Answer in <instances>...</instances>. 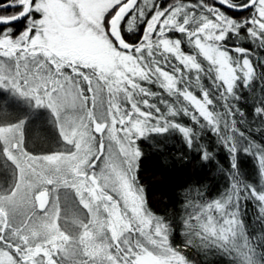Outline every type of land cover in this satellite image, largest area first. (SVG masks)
<instances>
[{
  "label": "rangeland",
  "instance_id": "374dc122",
  "mask_svg": "<svg viewBox=\"0 0 264 264\" xmlns=\"http://www.w3.org/2000/svg\"><path fill=\"white\" fill-rule=\"evenodd\" d=\"M192 3L194 4L177 5L172 8L161 24V17L156 11L150 19H145L152 8L153 0H143L138 5L139 10L132 11L129 18L125 20V16L122 20L125 22L122 24L121 21L119 24L121 31L126 35L134 33L144 24L147 38H144L142 45L131 51L121 48L116 41L113 44L109 28L105 27L106 16L117 7L119 0H36V9L32 13L39 18L34 21L26 20L23 32L15 39L9 38L6 32L0 37V88H15L23 103L47 102L54 104L52 107L59 108L76 107L82 103L93 104L94 108H98L94 110L92 120L96 121L94 133L103 139L101 148L105 149L106 164L107 162L112 164L110 173L102 162L99 195L96 191H94L96 194H90L85 185L78 181L69 185L70 190L64 186L63 178L74 175V168L81 167L85 161L78 154H66L65 149L37 155H30L19 149L6 153L7 160L14 167L15 174L12 177L16 186L13 189H0V225L5 220V223L12 226V230L17 233L16 236H25L27 245H34L29 254H22L27 258L24 264H51L48 260L51 256L59 261L68 260L72 264H93L94 261V264H124L122 259H118L122 258L123 254L121 256L120 251L113 250L112 246L118 239L115 230L125 228L124 218L128 216L122 218L120 208H124L128 213L130 207L129 203H125L126 199H130L129 202L133 201V231L140 233L143 230V236L149 235L146 229H143L147 226L146 222L139 218L142 217L140 214L142 201L135 188H133L135 196L133 194L131 198L133 185L126 173L128 163L123 151L126 129L122 125L129 119L133 120V127L136 128L144 125L151 127L153 123H160L158 118L146 112V109L149 110L147 100L156 96L146 95L140 88H137L138 92L135 93L137 95H134L137 86L135 83H144L146 86L160 84L164 91L162 96L165 94L173 96L177 79L168 71L161 69L156 62L149 63L151 71L149 64L142 65V59L138 56L149 50L146 48L150 45L148 35L155 33L161 37L156 47L162 54L173 58L174 63L185 71L195 72L198 68L194 53H191L197 52L215 67L217 78L227 91L233 88L237 79L241 78L244 82L250 79L252 68L246 58H241L239 66L235 68L230 63L228 53L210 42L209 37L214 30L212 26H216L211 17L221 25L224 24L226 30L232 23L220 12L214 15L213 10L203 8L198 1ZM189 9L204 12L208 18L207 20L202 18V22L194 28V38L188 48L190 53L184 54L178 41H169L163 37L169 26L178 29L176 19ZM235 52L236 55H240L236 49ZM15 53L18 55L16 59ZM59 73L61 76L56 80L55 76ZM184 98L197 115L210 121L202 100H196L188 93L184 94ZM104 103H111L117 108V126H114L115 121H111L109 112L102 108L101 104ZM74 119V116L68 118L67 115L66 119L61 118L57 124L63 134V141L67 143L81 128L80 123L75 124ZM16 131L17 127L12 126L0 128V139L8 149L13 143L19 145L20 138L17 137ZM152 134L160 133L150 132L140 139ZM29 147H32L31 144ZM64 166L68 168L63 169ZM103 168L105 171L102 172ZM113 186L117 187L122 199L117 200L113 195ZM41 196L44 197V205L40 203ZM90 197L91 200H102V206L105 208L103 214L107 210L104 203L109 197H114L112 205L107 204L110 205L109 210L113 219L102 221L101 225L96 226L93 220L84 222L69 219L76 218L73 216L63 217L65 213L62 212L61 206L68 200L74 203V208L82 212L84 217L88 213L85 209L89 207ZM90 217L93 219L92 214ZM194 220L211 239L223 242L229 236L236 237L239 234L238 209L232 199L199 207L194 213ZM134 221L141 227L139 224L135 225ZM149 224L152 232L148 237L158 240L159 243L155 247L151 243L145 244V251L138 256L139 264H185L181 256L169 246L165 238L166 231L161 224L150 220ZM90 230L94 231L97 240L95 244H86V248H81L79 253L63 243V239L70 241L73 237L77 239L78 236L81 239V236L92 233ZM103 230L111 232L112 237L107 241L99 232ZM119 239L123 240V237L120 236ZM46 246L48 248L45 252ZM0 264L12 263L0 254Z\"/></svg>",
  "mask_w": 264,
  "mask_h": 264
},
{
  "label": "trees",
  "instance_id": "16d2710c",
  "mask_svg": "<svg viewBox=\"0 0 264 264\" xmlns=\"http://www.w3.org/2000/svg\"><path fill=\"white\" fill-rule=\"evenodd\" d=\"M196 1L203 8L213 10L214 15L218 12L211 7L215 0ZM192 2L195 0H156L154 11L159 13L160 5L166 7L169 4L172 9L177 5H193ZM231 2L239 4L243 0ZM217 7L222 8V5ZM10 11L0 10V15H7ZM224 11L238 22L251 14L248 11L241 14ZM31 15L39 18L34 13ZM202 18L207 20V14L190 9L184 11L176 19L178 29L169 26L163 38L178 41L182 53H190L188 48L194 38V28L198 27L196 25L202 22ZM211 20L216 26H212L214 30L209 37L210 42L228 53L230 63L235 68L239 66L241 58H246L251 65L252 75L247 82L237 79L233 88L227 91L218 80L215 67L197 52L191 53H194L198 68L195 72L185 71L174 63L173 58L162 54L156 47L161 37L155 33L148 35V52L136 56L142 59V65L156 62L161 69L175 76L176 91L173 96H162L164 91L160 84L146 86L144 83H135L134 95H137V88L144 90L146 95H155L148 100L146 98L148 114L158 118L161 125L166 120H175L180 127L188 128L197 135L191 139V146L188 138L178 129H169L138 140L137 148L141 155L133 172L136 180L132 182L131 198L133 194L135 196V188L142 201V217L139 218L146 222L147 226L143 229L149 233L148 236L152 232L149 220L161 224L169 246L181 256L185 264H264V214L261 213L260 202L248 191L252 186L264 192V177H261L256 158L244 150L251 144L264 147V116L257 115V109L264 108V63L261 62L264 47L249 37L245 30H241L240 36L230 34L222 43L221 34L231 32L235 25L231 24L230 29L226 30L224 24L221 25L212 17ZM25 23L26 20H23L13 26L0 27V33L6 32L9 38L15 39L23 32ZM5 28L9 30L5 31ZM145 37L142 24L130 35L122 32L120 40H124L134 50L143 44ZM235 49L247 52L243 56L236 55ZM185 93L204 102L210 121L197 115L185 100ZM3 109L0 101V115ZM27 127V140L31 146L40 149L51 146L52 135L42 123L33 122ZM233 146L237 151L230 153L229 149ZM205 153L208 154L207 159L204 158ZM231 199L238 209L239 234L236 237L231 235L223 242L211 239L195 224L194 213L201 206ZM129 201L126 199L125 203H129L131 212L120 208L122 218L128 216L124 218L125 228L114 232L118 239L115 243L117 246L112 249L120 251L121 256L129 248L135 250L139 237V241L144 246L146 244L143 230L140 233L133 231V201ZM138 226L141 227L140 224ZM120 236L123 240L119 239Z\"/></svg>",
  "mask_w": 264,
  "mask_h": 264
},
{
  "label": "flooded vegetation",
  "instance_id": "af4514ba",
  "mask_svg": "<svg viewBox=\"0 0 264 264\" xmlns=\"http://www.w3.org/2000/svg\"><path fill=\"white\" fill-rule=\"evenodd\" d=\"M118 31L120 36H122V31L120 30V25L118 26ZM20 34V33H19ZM18 34V35H19ZM110 35V34H109ZM111 37V36H110ZM123 42V45L120 47L126 50L131 51L132 46L128 45L124 40H121ZM119 46V41H116ZM113 44H115V41H112ZM16 56L18 55L15 53L14 58L16 59ZM65 72V71H64ZM61 76V73L58 74V76H55V79H59ZM19 77V74L17 75V78ZM12 93V95H11ZM20 93V91H19ZM0 101L3 103V113L0 115V128L5 126H12L17 127V137L20 139L19 145L14 144L11 145V148L8 149L3 145V142L0 139V189H13L16 186V183L14 182V178L12 177L14 172V167L12 164L7 160L6 153L9 152H15L18 149L22 151H26L30 155H37L40 153H55L58 151H62L65 149L66 151L64 153L70 154V155H76L83 157L85 159L84 163H82V166L79 168H74V175H70L67 178L64 177V186L66 185V189L70 190V186L72 185L74 181H78L80 184L83 183L85 185L84 187L88 190L90 194H96L100 190L98 188L100 183V176H101V165L102 162L104 167L106 169H109V172H112V164L108 163L106 164L105 159V149L102 150L101 143L103 139L100 137L99 134L94 133V126L95 122H92L93 120V114L94 110L98 108H94L93 104L89 103H82L79 106L76 107H52L54 104L47 103V102H30V103H23L21 101V98L19 95H17L16 89H5L0 88ZM102 108L108 113L110 116L111 121H115V125L117 126V117H116V111L117 108L113 107L110 103H104L101 104ZM55 111L56 113H54ZM11 113L13 115H11ZM68 115V118L72 115L74 116L75 124H79L81 128L79 129V133L75 134L73 136V139L67 143L66 141H63L62 139V133L59 131L58 123L60 122L61 118H65ZM42 123L45 128L48 129L50 134L52 135V144L47 149L43 148H34L29 147L30 144L27 145V138H28V131L30 123ZM79 146V147H78ZM81 147V149H80ZM80 149V150H79ZM67 166H64L63 169H67ZM105 168H103L102 172L105 171ZM128 168V166H127ZM110 172V173H111ZM99 190V191H98ZM113 195L117 198V200L122 199V196L118 194L117 187L113 186ZM100 197V196H99ZM98 198V197H97ZM101 198V197H100ZM109 200L104 203L107 206L106 213L102 211H105V208L102 206V200L96 201L91 200V197L88 198L89 200V207L85 210L88 212L83 217V213L79 212V210H76L74 208V203L71 200H68L66 203H64L61 206L63 217L68 218L67 216H73L76 218H69L74 220H83L91 221L93 220L96 222V226L99 224L101 225L102 221L107 222L110 221V219H113V215L110 213L109 206L107 204L112 205V201H115V198L109 197ZM40 203L44 205V197H39ZM58 201V200H57ZM59 202V201H58ZM57 202V205H58ZM69 208V209H68ZM70 208L74 209L71 210ZM117 208V204L115 206ZM80 214H76V213ZM93 219H91V214ZM117 215V213H116ZM78 217V218H77ZM6 218V217H5ZM86 218H89L88 220H85ZM7 221V220H6ZM2 225H0V254L5 256V258L10 261L12 264H18L19 262L21 264H24L27 261V258L24 257L22 254H29L31 250H33L34 245L30 244L27 245L25 236H16L17 233H15L12 230V226H8L7 223H5V220L2 221ZM91 231V230H90ZM98 231V230H97ZM89 232V231H88ZM92 233H89L88 235L81 236V239L78 238L74 239V237L69 241L66 239H63V243L67 244L68 247H72L76 249V251L79 253V250L81 248H86V244L92 245L95 244V240H97L96 235L94 234V231H91ZM103 235V237L106 238V241L108 238H111V232L107 230L99 231ZM28 246V247H27ZM116 247V245H114ZM113 247V246H112ZM47 246L46 250L47 251ZM88 248V247H87ZM81 251V250H80ZM94 258V256H93ZM92 258V259H93ZM32 259V258H31ZM115 259V258H111ZM48 260L51 261V264H72L68 262V260L59 261L58 259L54 257H48ZM47 261V260H46ZM88 262V260H87ZM93 264L95 263L92 262Z\"/></svg>",
  "mask_w": 264,
  "mask_h": 264
},
{
  "label": "snow or ice",
  "instance_id": "6c2138e0",
  "mask_svg": "<svg viewBox=\"0 0 264 264\" xmlns=\"http://www.w3.org/2000/svg\"><path fill=\"white\" fill-rule=\"evenodd\" d=\"M143 0H137V6L130 10V13L126 15L125 20H127L132 11H138V5L142 3ZM127 0H119V4L117 7L113 8L111 13L105 18V27L110 28L108 23L111 20L112 16H114L121 8L125 6ZM217 5H222L223 7H217ZM214 10L220 12L226 20L230 21L232 24L235 25L232 32L229 33H222L221 34V41L222 43L231 36L241 35V30H245L247 35L251 37L253 40L259 41L260 46L264 47V0H243L242 3L235 4L232 3L231 0H215V3L211 6ZM156 8V0H153L152 8L149 9L148 16L145 19H150L154 16ZM11 9L10 13L7 15H0V25H12L21 20H28L34 21L36 19L35 16L31 15L32 12L36 9V0H31L29 8L26 9L22 0H0V10H9ZM224 9H232L234 11H244L245 9L248 10L249 13L253 15L247 16V19H243L241 21H236L234 17L229 16ZM171 10V6L168 4L166 7L159 6V15L161 17L160 23L164 22L166 15ZM242 18L245 16H241ZM125 21H122L123 24ZM5 31L9 30L7 28L4 29ZM27 30V29H26ZM157 30H159V25L157 26ZM3 34V33H0ZM240 55H245L247 52L246 50L238 49L237 50ZM261 62L264 63V58L261 59ZM257 115L264 116V108L257 109ZM195 117V113L193 114V118ZM135 118V116H134ZM143 119V117H140ZM122 127L126 129L125 131V138H124V147L123 151L125 154V160L128 163V168L126 169V173L128 174L129 178L135 183L136 177L133 175L134 170L137 168V161L141 155L137 148V140L141 137H144L147 133L156 132V133H163L167 132L169 129H178L186 138H188V142L191 146V139L194 138L197 134L191 132L190 129L185 127H180L178 123L173 121H167L164 124H155L153 123L151 127L148 125H144L140 128L133 127V120L129 119L127 123L123 124ZM249 154L253 155L258 163L259 171L261 173V177H264V147H259L255 144L249 145L247 148L244 149ZM230 153L236 152L237 149L233 146L229 149ZM204 158H208V154L205 153ZM233 167L235 168V157L233 159ZM249 194L254 197L257 201L261 204V213L264 214V192L258 191L255 187L250 186ZM146 243H151L152 246L158 245V240L150 239L149 237H145ZM127 243V242H126ZM145 251L144 244H142L139 240H137L135 245V250L129 248L126 254L122 258L124 264H139L138 256L141 255ZM179 255V254H177Z\"/></svg>",
  "mask_w": 264,
  "mask_h": 264
},
{
  "label": "water",
  "instance_id": "95a60500",
  "mask_svg": "<svg viewBox=\"0 0 264 264\" xmlns=\"http://www.w3.org/2000/svg\"><path fill=\"white\" fill-rule=\"evenodd\" d=\"M24 5H25V8L28 9L29 8V5L31 3V0H24L23 1ZM137 3V0H127V3L125 4V6L123 8H121L112 18L111 20L109 21V25H110V28H109V34L111 36L112 39H114L115 41H119V45H123V42L120 40V34H119V31H118V26L120 24V22L123 20V18L130 12V10H132L135 5ZM223 7V6H222ZM227 11L231 12V13H235V14H241V13H245L247 12L248 10L245 9L244 11H234L232 9H226ZM23 20L21 21H18L12 25H9V26H13L15 24H18L20 22H22ZM0 27H8V25H0Z\"/></svg>",
  "mask_w": 264,
  "mask_h": 264
}]
</instances>
